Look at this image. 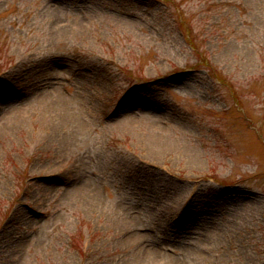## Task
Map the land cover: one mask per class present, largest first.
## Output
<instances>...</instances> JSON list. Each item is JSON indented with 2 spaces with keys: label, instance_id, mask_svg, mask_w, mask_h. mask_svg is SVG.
<instances>
[{
  "label": "rangeland",
  "instance_id": "obj_1",
  "mask_svg": "<svg viewBox=\"0 0 264 264\" xmlns=\"http://www.w3.org/2000/svg\"><path fill=\"white\" fill-rule=\"evenodd\" d=\"M8 112L0 264H264V0H0Z\"/></svg>",
  "mask_w": 264,
  "mask_h": 264
},
{
  "label": "bare ground",
  "instance_id": "obj_2",
  "mask_svg": "<svg viewBox=\"0 0 264 264\" xmlns=\"http://www.w3.org/2000/svg\"><path fill=\"white\" fill-rule=\"evenodd\" d=\"M10 115H14V112H8L6 114H4V119L0 120V127H5L8 125H16L18 123H21L23 120L19 118V116L17 117H11ZM8 116L10 118H8ZM194 156V155H193Z\"/></svg>",
  "mask_w": 264,
  "mask_h": 264
}]
</instances>
